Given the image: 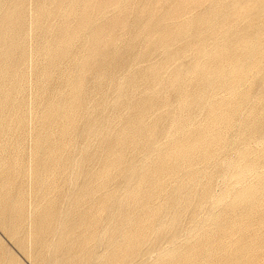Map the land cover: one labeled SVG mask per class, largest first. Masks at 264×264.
Returning a JSON list of instances; mask_svg holds the SVG:
<instances>
[{
	"label": "rangeland",
	"instance_id": "1",
	"mask_svg": "<svg viewBox=\"0 0 264 264\" xmlns=\"http://www.w3.org/2000/svg\"><path fill=\"white\" fill-rule=\"evenodd\" d=\"M0 264H264V0H0Z\"/></svg>",
	"mask_w": 264,
	"mask_h": 264
}]
</instances>
